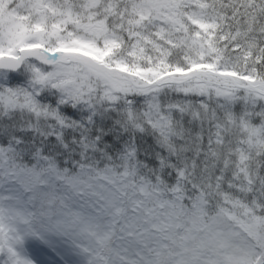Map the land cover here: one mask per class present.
<instances>
[{
    "label": "snow or ice",
    "instance_id": "snow-or-ice-1",
    "mask_svg": "<svg viewBox=\"0 0 264 264\" xmlns=\"http://www.w3.org/2000/svg\"><path fill=\"white\" fill-rule=\"evenodd\" d=\"M0 264H264V0H0Z\"/></svg>",
    "mask_w": 264,
    "mask_h": 264
}]
</instances>
